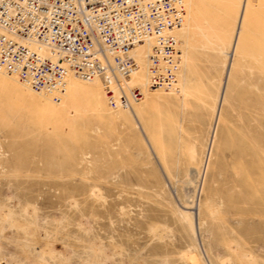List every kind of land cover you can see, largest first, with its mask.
Instances as JSON below:
<instances>
[{
  "label": "rangeland",
  "instance_id": "obj_1",
  "mask_svg": "<svg viewBox=\"0 0 264 264\" xmlns=\"http://www.w3.org/2000/svg\"><path fill=\"white\" fill-rule=\"evenodd\" d=\"M239 4L192 0L187 94L158 89L165 100L142 95L131 115L108 108L99 90L103 117L79 109L60 124L40 95L0 73V207L14 211L0 218V264H264V107L253 103L264 94V0H247L218 116L212 110ZM193 165L201 184L189 196Z\"/></svg>",
  "mask_w": 264,
  "mask_h": 264
},
{
  "label": "built area",
  "instance_id": "obj_2",
  "mask_svg": "<svg viewBox=\"0 0 264 264\" xmlns=\"http://www.w3.org/2000/svg\"><path fill=\"white\" fill-rule=\"evenodd\" d=\"M184 0H0V71L60 100L66 81L99 78L112 108L142 93L124 78L138 64L133 51L152 40L148 86L169 89L180 69Z\"/></svg>",
  "mask_w": 264,
  "mask_h": 264
},
{
  "label": "bare ground",
  "instance_id": "obj_3",
  "mask_svg": "<svg viewBox=\"0 0 264 264\" xmlns=\"http://www.w3.org/2000/svg\"><path fill=\"white\" fill-rule=\"evenodd\" d=\"M184 3H185V11H186L184 22L181 25V27H179L178 29H176L173 32L176 35V37L179 39V49H180V58H181V61H180L181 72L180 73L178 72L179 74H177L176 82L173 84V86L171 88H169L167 90H165V89H162V90L163 91L165 90L164 91L165 93H170V92L178 90V93L180 92V93L185 95V94H187L188 90H187V87L185 85V82L181 80V77H182V68H183L184 64L188 65L186 63L188 61V59H187V53L184 50V46H189L190 42H191V37H190L189 33H190V31H192L191 30L192 29V23L191 22H192V16H193V14H192L193 9H192V0H184ZM246 9H247V0H240V4L237 6V9L235 10L234 14L232 15V20L230 22L229 32L227 33L226 38H225L226 43H224V46L222 49V53H223L222 75H221V77L218 78V87H217V92H216L217 95L214 98L215 102L212 105V110H213L214 116H215V114H216V116H218L219 109H220L219 107L221 106V103L225 97L227 80H228V76H229V72H230V68H231L232 59L234 57L239 38H240L241 33L243 31V21L245 18ZM227 17H228V15H227ZM226 22H227V20H226ZM226 22H224V23H226ZM151 45H152V40H149V41H145L144 43H139L136 46V48L133 51V56H134V58L138 64V67L130 75L126 76L123 80H124L125 86L128 89L138 88L141 91L143 97H145V99L151 98V99H154L156 102L159 103V102L165 100V98H164L165 96L160 94V93H162V91H159L158 89L150 88L148 86L147 64H148V55H149ZM180 46H181V48H180ZM180 69H179V71H180ZM0 73L2 75L7 76V77L14 78L16 81H19L14 76L8 75L2 71H0ZM76 80L80 81L79 79H77L73 76H70L67 79L66 85L64 87V91L61 93L59 101H54L52 99L51 95L42 94L40 92H35L34 90H32L27 85L23 84L22 82L21 83L26 88H28L30 91L40 95L43 98L44 108L47 111V116L49 118L50 117L54 118V120H56L57 123L63 124L65 122L68 123L69 121H72L73 115H72V117L70 116L71 111L76 112V111H79V109L83 110V111L89 109L90 111L96 112V114L94 116L103 117V115H101L99 113L100 110L103 111V108H101V105L103 106V102L101 100V95H102V98H103L105 104L107 105V107L108 108L109 107L112 108V107L109 105V103L107 101V97H106V95L102 89L100 79L94 78L92 80L86 81V82H92L95 86H99L100 88L98 90H97V88H95V86L90 88V89H86V90L84 89L83 90L80 87H78ZM180 80H181V82H180ZM99 90L101 91V95H100ZM139 99H142V96ZM139 99L131 101L130 106H128V107H117V108H112V109L116 110V109L121 108L122 110H124L130 114L131 105H134L135 107L141 106L142 101H140ZM145 99H143V100H145ZM253 100H254V102H253L254 104L261 103V105L264 107V94L260 95V97L256 96ZM83 101L88 103L87 107L79 108V104ZM50 102L58 104V107H54L52 104H50ZM218 102H219V105H217ZM213 131L214 130H212V132ZM187 150H188V157H189L191 163L195 162L198 159V152H197L196 143H192L188 147ZM206 159H207V157H206ZM201 162L202 161H200V163ZM205 166H206V160L202 164V167H205ZM198 177H199L198 167L194 166V165L190 166L188 168V185L190 187L189 189L191 192L189 194V196L195 195V193L197 192V189L199 188V186L201 184V180H199ZM28 206H31V205H29V204L24 205L22 210L24 213L31 216L32 221L29 220V222H24V223H25L27 229L29 228L30 230L34 231V230H36V227H37V226H35V221H34L35 220L34 219L35 213L30 214L27 210ZM181 206L187 213H192L193 216L195 214L196 218H195V220H193V218H192V222H195V224H196L198 221L197 220V207H196V205H194L192 203H187V204H183ZM2 207H0V208H2V210L0 212V218L1 219L2 218L7 219L9 217L11 218L14 211L9 207H6V208H4V206H2ZM33 211L35 212L34 209H33ZM183 252L189 258H193L195 255L193 252V249L190 245H188L187 249L184 250Z\"/></svg>",
  "mask_w": 264,
  "mask_h": 264
}]
</instances>
